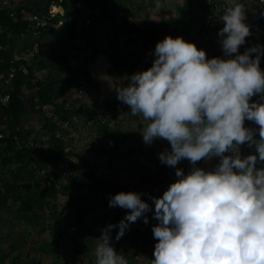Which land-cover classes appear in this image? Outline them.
<instances>
[{
    "label": "rangeland",
    "instance_id": "obj_1",
    "mask_svg": "<svg viewBox=\"0 0 264 264\" xmlns=\"http://www.w3.org/2000/svg\"><path fill=\"white\" fill-rule=\"evenodd\" d=\"M104 1L107 4L104 22L114 41L113 48L105 49L101 45L99 38L103 33L99 28L98 32L87 28L82 34L74 31L73 8L65 13L63 27L49 31L38 40L40 50L31 66V82L34 83L28 85L26 92L30 94L36 90L39 96L40 89L47 90L54 108L45 117L36 107L25 106L22 146L26 165L20 173L21 178L15 179L12 185V203L21 198H31V201L24 208L19 203L0 208V264H95L94 253L101 229L118 223L127 212L119 207L110 208L109 197L121 191H135L144 193L141 198L152 205L149 195H162L177 179L176 168L161 164L159 157L150 156L153 149L170 150L169 142L157 139L143 147L141 132L147 122L133 116L130 109L127 113L117 95L110 94V97L105 95L104 104L111 111L112 120L102 126L99 146L81 147L71 153L65 175L60 169L66 185H42V170L50 163L40 142L46 131L50 132L45 120H55L60 118V112L76 108L80 96L75 85L86 82V78H90L91 83L87 64L100 52L107 53L113 63L118 60L120 70L117 71L125 77L151 67L156 43L169 35L194 43L198 49L206 51L207 58L224 55L219 30H209L205 35L204 22L211 8L204 0H101ZM257 45L264 44L257 39ZM30 46L31 43L25 44V47ZM260 67L264 70L261 61ZM87 94L91 95L89 91ZM95 102H99L96 95ZM89 110H97V107L91 105ZM245 125L258 128L251 121H246ZM127 138H131V145L124 141ZM86 143L87 140L81 145ZM249 154H256L255 149L241 146L242 157ZM7 159L9 166L17 160L13 155ZM217 163L218 158H213L202 160L196 166L211 170ZM176 167L187 173L192 165L182 160ZM15 174L14 171L10 179ZM10 179L7 178L8 182ZM72 182L74 185L66 188ZM86 185L88 192L83 191ZM66 194L71 196L70 207ZM146 215L147 225L143 218L138 219L130 224L119 241L115 240L118 228L111 232L114 247L125 256L128 264H151L153 259L156 241L152 226L157 221L152 219V212Z\"/></svg>",
    "mask_w": 264,
    "mask_h": 264
},
{
    "label": "clouds",
    "instance_id": "obj_2",
    "mask_svg": "<svg viewBox=\"0 0 264 264\" xmlns=\"http://www.w3.org/2000/svg\"><path fill=\"white\" fill-rule=\"evenodd\" d=\"M254 2L225 0L215 13L223 22V57L207 58L194 43L169 35L156 43L151 67L116 86L117 99L147 122L143 142H169L159 160L176 168L177 179L162 195H149L152 205L135 191L109 197L110 208L127 212L101 229L95 264H128L111 232L118 228L119 241L131 223L143 218L147 225L149 212L157 221L151 264H264V167H258L264 164V46L239 51L251 35L245 21ZM243 145L256 154L242 157ZM213 158L211 170L196 166ZM182 160L192 165L187 173L176 167Z\"/></svg>",
    "mask_w": 264,
    "mask_h": 264
},
{
    "label": "built area",
    "instance_id": "obj_3",
    "mask_svg": "<svg viewBox=\"0 0 264 264\" xmlns=\"http://www.w3.org/2000/svg\"><path fill=\"white\" fill-rule=\"evenodd\" d=\"M206 3L211 7L212 11L207 17L206 25L211 29L215 27L222 28V26L216 23L214 14L222 9L224 2L206 0ZM64 4L69 5V0H48L46 8L38 11L30 8L26 3L15 4L11 0H0V10L5 11L10 20V23L6 26L0 24V36H4L5 38L4 43H0V192L6 190L7 178L10 179L12 174L8 167L9 165L6 164L5 157L10 156L9 151H7V138L11 135V130L9 129V121L12 119L10 113L11 93L15 92V87L19 80L21 79L22 82L16 95L23 101L25 106H28L29 109L36 107L44 115L51 108H54L50 103H41L36 90L30 94L26 91L30 68L40 50L38 40L42 38L49 27L54 30L63 27V19L65 18ZM253 4L264 8V3H261L260 0H255ZM75 8L77 10L75 29L78 34H82L85 29L91 27L93 22L92 15L100 13L99 6L94 4L91 7L85 0H78ZM248 25L251 26L252 23H248ZM16 26H20L18 30H16ZM28 40L32 44L30 47H25V41ZM219 56L223 57L222 54ZM90 86L91 84L87 82H77L75 90L78 92L80 99L76 104V108L60 112V118H56L55 120H51L50 118H46L45 120L49 119L52 131H46V135L40 140L42 144L41 149L49 161L62 156V162L56 180L52 175L50 163L46 170H42L44 175L42 185L44 187H47L51 183L54 186L64 185L65 181L60 176V169L62 174L64 173L65 175L72 158L71 153L81 147H98L100 144L99 133L102 126L112 120V113L104 104V97L105 95L109 97L108 94L102 93L99 87H95V90H93L94 88ZM88 91L91 95L87 94ZM93 93L99 97L97 104L95 102V95H92ZM255 100H260L259 95H257ZM91 105L96 106L97 110L90 111L89 106ZM22 118L19 124L15 126V130L20 131L22 136H24L25 126ZM21 134L15 133L12 135L14 150H21L23 148ZM86 140L87 143L82 146L81 142ZM124 141L126 144H132L131 138H127ZM141 145L143 147L147 146L143 142V137ZM159 153H161L160 148L153 149L150 156L159 157ZM10 180L13 185V178ZM83 191H89L88 185L84 186ZM12 193L8 196L7 207H11L12 204H21L19 200L12 203ZM52 206L53 204L50 203L49 207Z\"/></svg>",
    "mask_w": 264,
    "mask_h": 264
},
{
    "label": "trees",
    "instance_id": "obj_4",
    "mask_svg": "<svg viewBox=\"0 0 264 264\" xmlns=\"http://www.w3.org/2000/svg\"><path fill=\"white\" fill-rule=\"evenodd\" d=\"M78 0H69V5H66L64 4V7H65V13H68V11H72V8L74 9V17L72 15V20L75 21L76 20V17H77V10L75 8V4ZM86 3L89 5V6H93L94 4H97L99 6V9H100V13L99 14H94L92 15V25H91V30L92 31H97V29L99 28L98 31L102 32V36H100V41H101V45L105 48V49H111L115 46L114 44V41L111 40V38L109 37V32L105 26V16H106V2L104 1L103 3L101 2V0H85ZM101 2V3H100ZM205 2V5L209 8H211L207 3H206V0H204ZM67 11V12H66ZM212 12V11H211ZM210 12V13H211ZM210 15V14H209ZM207 15L206 18H205V35L207 33H209V30H215V31H218L220 30L221 28L220 27H215V28H209L207 25H206V21H207V17L209 16ZM10 23V20H9V17H8V14L3 11V10H0V24H2L3 26H6ZM20 26H16V30H18ZM74 31H76L75 29V26H74ZM54 30L53 28L49 27L47 31H45V34L48 33L49 31H52ZM97 31V32H98ZM4 36H0V43H4ZM264 41V40H263ZM264 44V42H263ZM264 46V45H263ZM114 61V64L117 68V70L119 71V64H118V60H113ZM31 74H32V70L30 68V76L28 78V85H33V83L31 82ZM22 80L20 79L18 84L16 85V90L15 92H12L11 93V101H10V104H11V109H10V113H11V116H12V119L9 121V129L11 130V135L7 138V141H8V147H7V151H9L10 155H13V158L14 159H17L16 162L13 164V166H9V169H11L10 171L12 173H14V171L17 173L13 176V181L17 178H21L20 176V173L22 172V170L25 169V165H26V162L24 160L25 158V149L23 148L22 150H14V144H13V140H12V135L13 134H18L20 135L21 132L18 131V130H15V126H17L20 122V119L21 117H23V115H25L27 113V109L25 108V105L23 103L22 100H20L17 95H16V92L18 91L19 87H20V84H21ZM86 82L88 84H91L90 83V78H86ZM92 85V84H91ZM93 87H96V86H93ZM39 98H40V101L41 103H51L49 102L50 100V96L51 94L47 91V90H39ZM47 123L46 125H49L50 126V123H49V119L45 122ZM50 131H52V127L50 126ZM22 136V134H21ZM24 139V136L21 137V140L23 141ZM9 156L5 157V161H6V164L8 165V158ZM61 162H62V156H59L58 158L56 159H52L50 161V165H51V168H52V175L53 177L55 176V178H58V170L60 168V165H61ZM16 169V170H13V169ZM17 181V180H15ZM78 181V180H77ZM76 181V182H77ZM73 182L70 183L66 188H71L73 186ZM6 190L4 192H0V208H4L6 207V202H7V199H8V196L13 192V189H12V181L10 182H6ZM65 187V186H64ZM66 196L68 197V207H70V201H71V196L70 194H66ZM31 201V198L28 199V200H24L23 198L20 199V203H21V206L24 208V206H29V202ZM32 205V204H30Z\"/></svg>",
    "mask_w": 264,
    "mask_h": 264
},
{
    "label": "water",
    "instance_id": "obj_5",
    "mask_svg": "<svg viewBox=\"0 0 264 264\" xmlns=\"http://www.w3.org/2000/svg\"><path fill=\"white\" fill-rule=\"evenodd\" d=\"M87 70L91 75V83L98 85L100 91L105 94H115L118 84H127L125 76L118 73L114 63L109 55L105 52H100L93 60L87 64ZM125 111L129 112V107L123 104Z\"/></svg>",
    "mask_w": 264,
    "mask_h": 264
},
{
    "label": "crops",
    "instance_id": "obj_6",
    "mask_svg": "<svg viewBox=\"0 0 264 264\" xmlns=\"http://www.w3.org/2000/svg\"><path fill=\"white\" fill-rule=\"evenodd\" d=\"M218 1L225 3V0H218ZM11 2L15 4L26 3L30 8L41 11L44 8H46L48 0H11ZM214 19L217 24L223 27V22H221L215 14H214ZM245 23L246 24L252 23V25L249 26L251 35L246 37L245 45L240 47L239 51L241 54L245 51L246 48L257 45V39H259L263 43V40H264V8H260L259 6H256L255 4L252 3L251 7L246 10ZM28 43H31V42L29 40L25 41V44H28ZM261 62L264 63V56L261 58ZM258 167H260V164H258Z\"/></svg>",
    "mask_w": 264,
    "mask_h": 264
}]
</instances>
